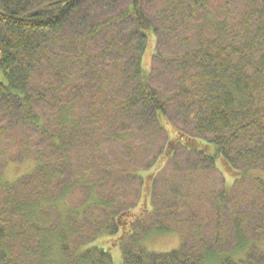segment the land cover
I'll list each match as a JSON object with an SVG mask.
<instances>
[{
    "label": "trees",
    "instance_id": "16d2710c",
    "mask_svg": "<svg viewBox=\"0 0 264 264\" xmlns=\"http://www.w3.org/2000/svg\"><path fill=\"white\" fill-rule=\"evenodd\" d=\"M243 1L0 0V264H49L52 249L69 264H113L116 244L121 264H264L246 237L254 215L241 212L233 187L264 186L254 174L264 172V0ZM158 70L168 89L155 88ZM138 126L158 136L153 185L170 164L184 186L206 171L233 177L206 215L208 233L201 218L166 253L143 247L121 218L127 209L98 193L108 181L141 179L133 168H101L99 154L78 167L79 144L117 141V131ZM178 149L194 165L178 167ZM22 160L33 172L2 181ZM78 190L87 193L80 206L60 212ZM154 198L156 214L171 212ZM103 235L120 236L109 249L94 245Z\"/></svg>",
    "mask_w": 264,
    "mask_h": 264
},
{
    "label": "rangeland",
    "instance_id": "374dc122",
    "mask_svg": "<svg viewBox=\"0 0 264 264\" xmlns=\"http://www.w3.org/2000/svg\"><path fill=\"white\" fill-rule=\"evenodd\" d=\"M234 1L237 2L236 8L244 4L243 0ZM164 48L166 52L171 50L168 43L165 44ZM153 81L157 89H168L169 87L168 81H166V78L159 70L155 74ZM85 110L86 107H83L81 112L83 113ZM143 127H131L128 132L117 131V135H114L116 138L118 137L117 141H114V139H109L105 142L85 140V143L79 144L77 148L79 151L77 156L81 161H78V167L81 169L87 163L85 160L91 158V155L96 156V154H99L102 162L98 165H101V168L107 166V164H104V161L108 163V168L113 169L121 168L123 170L122 166L127 165L128 169H126L127 171L124 170L125 174H128L130 169L133 168L141 179L136 178L131 180V178H125L117 187H114L112 181H108V184H104V188H99L98 193L100 195L106 193V199L112 198L117 211L120 212L123 209H127L126 215H123L121 218L125 220L126 224L134 222V227H137L135 234L138 236L143 247L153 253H166L177 249L181 244L182 236L184 237L188 234V231H195V225H197L198 220L201 218L204 221L206 220V215H210L211 208L214 206L215 195L223 189V186L228 189L233 184V177L226 170L222 171L223 176L218 171H206L203 179L197 180L195 183L192 179L188 185L184 186L186 183L184 182L183 184L181 179L173 181L174 168L170 164L166 166V170L159 177L155 178L156 182L153 185L152 175L150 176L153 164L151 163L153 159L152 155L156 156L159 153L160 145L158 144V136L153 126L149 128ZM128 146L131 149H127L126 147ZM175 157L178 167L184 168L186 160H191L190 163L194 165L195 160L193 162L192 156L184 150L178 149ZM34 166L33 160H22L16 163L9 162V165L2 171V181L10 184L27 173L33 172ZM95 166H97V163ZM97 172H94L93 175L95 176ZM254 174H257L256 177L261 178L264 182V172ZM36 182L37 179L35 178L31 181L35 186ZM181 186H183L182 189L180 188ZM233 187L235 188L234 192H236V200L241 212L252 211V215H254L251 222H244L246 227L247 225L249 226L247 230H251L252 232L249 231L250 233L246 237H250L249 240H256L254 242L255 248L264 251V186L255 185L251 180H244L239 181ZM26 190L28 191V189ZM174 190L178 192L175 195ZM75 194L76 198L65 199L63 203L57 205L60 212H66V210L72 207H79V204L87 195L86 190H78ZM177 194L180 195L177 196ZM155 195L161 198L162 209L165 207L171 208L168 210L171 211L170 213L165 212L166 208L161 210L159 214H156V211L154 212L153 203L156 200L154 198ZM229 199L231 198L229 197ZM224 219L228 220L226 216ZM230 224L231 220L226 224H224L223 220V229L226 231L228 237L231 235V230H229ZM84 226L85 229H88L87 224ZM210 226L211 220L204 226L203 232L208 233ZM253 228L256 230L254 231ZM119 236L110 237L103 235L94 242V245L104 248L109 247L110 249ZM85 240V238L78 239L77 242ZM229 241L232 244L234 242L232 239ZM119 247L116 244L115 248L111 249L110 256L113 264H121L122 257H120ZM52 248H54V245H52ZM225 250L227 249L225 248ZM245 253L244 251H239L234 256L241 259ZM49 256L51 259L49 264H69L56 249H52ZM206 264L218 263L217 260L210 259V261H206Z\"/></svg>",
    "mask_w": 264,
    "mask_h": 264
}]
</instances>
